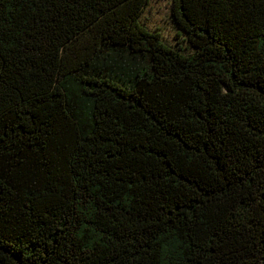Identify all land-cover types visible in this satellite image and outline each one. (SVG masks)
<instances>
[{"label": "trees", "instance_id": "1", "mask_svg": "<svg viewBox=\"0 0 264 264\" xmlns=\"http://www.w3.org/2000/svg\"><path fill=\"white\" fill-rule=\"evenodd\" d=\"M0 0V264H264V0Z\"/></svg>", "mask_w": 264, "mask_h": 264}, {"label": "rangeland", "instance_id": "2", "mask_svg": "<svg viewBox=\"0 0 264 264\" xmlns=\"http://www.w3.org/2000/svg\"><path fill=\"white\" fill-rule=\"evenodd\" d=\"M171 0H145L140 19L148 29H155L161 37V41L174 45L178 42L184 46L183 35L179 32L170 16Z\"/></svg>", "mask_w": 264, "mask_h": 264}]
</instances>
